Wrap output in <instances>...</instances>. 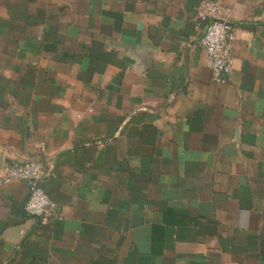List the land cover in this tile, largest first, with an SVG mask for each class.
I'll return each mask as SVG.
<instances>
[{"label": "crops", "instance_id": "1", "mask_svg": "<svg viewBox=\"0 0 264 264\" xmlns=\"http://www.w3.org/2000/svg\"><path fill=\"white\" fill-rule=\"evenodd\" d=\"M202 1L0 0V144L45 162L59 214L0 186V264H264V0H210L223 85Z\"/></svg>", "mask_w": 264, "mask_h": 264}, {"label": "built area", "instance_id": "2", "mask_svg": "<svg viewBox=\"0 0 264 264\" xmlns=\"http://www.w3.org/2000/svg\"><path fill=\"white\" fill-rule=\"evenodd\" d=\"M198 21L205 24L200 45L206 54V65L212 73V81L226 84L232 72L235 39L231 25L232 10L216 1L203 0L197 9ZM41 151L44 148L41 146ZM0 154L6 166L0 174V186L14 181L25 182L29 195L24 203V212L43 225L59 218L56 204L48 197L41 182L48 176L45 162L40 157L18 160L14 153L0 144Z\"/></svg>", "mask_w": 264, "mask_h": 264}, {"label": "water", "instance_id": "3", "mask_svg": "<svg viewBox=\"0 0 264 264\" xmlns=\"http://www.w3.org/2000/svg\"><path fill=\"white\" fill-rule=\"evenodd\" d=\"M2 161H3V155L0 154V167H1Z\"/></svg>", "mask_w": 264, "mask_h": 264}]
</instances>
